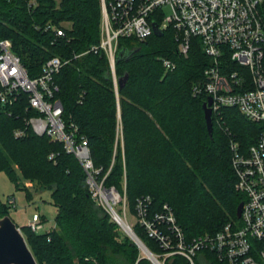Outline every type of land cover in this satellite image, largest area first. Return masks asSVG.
Returning a JSON list of instances; mask_svg holds the SVG:
<instances>
[{"label":"trees","instance_id":"trees-1","mask_svg":"<svg viewBox=\"0 0 264 264\" xmlns=\"http://www.w3.org/2000/svg\"><path fill=\"white\" fill-rule=\"evenodd\" d=\"M260 13L264 21V3ZM160 20L154 16L151 22L160 25ZM100 21L101 0H0V36L12 41L30 76L52 56L67 60L55 75L63 117L87 139L93 163L101 168L98 179L105 175L104 186L120 194L125 188L132 213L143 195L151 198V212L167 203L186 238L215 233L237 219L236 207L244 200L235 189L229 142L246 149L264 123L247 119L236 107H222L213 113L208 134L206 97L194 94L193 85L210 59L197 37L181 54L171 25L143 40L120 38L113 76L105 54L91 49L100 41ZM47 23L62 28L63 35L45 30ZM165 58L172 69L164 68ZM222 59L229 69L237 68L228 54ZM15 110L0 106V171L27 196L30 188L48 189L56 208L54 226L47 231L34 233L16 224L37 264H134L137 246L91 198L76 158L61 142L25 129L29 111L21 105ZM16 129L25 132L16 137ZM10 206L0 199V217ZM132 229L157 249L138 223ZM175 263L183 264L178 257ZM138 264L149 263L140 259Z\"/></svg>","mask_w":264,"mask_h":264},{"label":"built area","instance_id":"built-area-1","mask_svg":"<svg viewBox=\"0 0 264 264\" xmlns=\"http://www.w3.org/2000/svg\"><path fill=\"white\" fill-rule=\"evenodd\" d=\"M263 2L101 0L100 41L91 49L105 54L114 76L118 40L145 39L153 32L152 18L158 16L161 30L168 25L175 30L181 54H187L191 37L200 39L210 62L203 77L194 83L193 92L211 97L212 114L222 107H236L247 119L264 123V21L260 14ZM164 5L170 7L167 16L162 12ZM47 29L63 35V29L55 24L47 23ZM225 54L237 68L227 67L222 59ZM66 62L52 56L37 75L30 76L12 50V41L0 36V106L10 112L16 111V105L25 107L29 111L24 118L25 129L61 142L65 151L80 164L91 198L114 220L119 216L129 223L125 194H120L114 186L105 187V175L98 179L101 168L93 163L87 139L78 136L77 125L63 117L55 75ZM162 64L165 69L174 67L166 58L162 59ZM24 132V129H16L14 135L18 137ZM229 145L235 189L244 195L236 222L224 223L215 233L186 238L170 205L164 203L158 211L151 212V198L143 195L134 204L136 220L133 224L138 223L143 228L157 249L151 250L136 235L139 253L134 264L140 259L149 264H172L175 257L181 258L183 264H264V130L246 149L236 141H230ZM111 194H117V198H112ZM118 204L122 205V214L115 208ZM133 224L129 223L131 229ZM43 225L44 220L37 213H33L26 224L34 233L47 231Z\"/></svg>","mask_w":264,"mask_h":264},{"label":"rangeland","instance_id":"rangeland-1","mask_svg":"<svg viewBox=\"0 0 264 264\" xmlns=\"http://www.w3.org/2000/svg\"><path fill=\"white\" fill-rule=\"evenodd\" d=\"M162 12L164 13V16H167L170 13V7L168 5H164L162 7ZM30 192L31 196H27V192L25 189L16 188L11 178L5 172L0 171V199L2 200V202L9 203L11 205L7 209L8 216L19 227H22L27 224V221L33 213H37L44 220V229L49 230L54 226V218L56 214V208L51 203L50 191L48 189L35 191L34 189L30 188ZM122 194H125V188H123ZM115 208L118 212H120V214H122L121 204L115 205ZM108 215L111 220L115 221L109 213ZM126 220L130 224H133L136 220L134 213L130 211L128 205ZM119 227L121 231H123L126 236L129 237V235L127 234L128 232L125 231L122 226L119 225Z\"/></svg>","mask_w":264,"mask_h":264},{"label":"water","instance_id":"water-1","mask_svg":"<svg viewBox=\"0 0 264 264\" xmlns=\"http://www.w3.org/2000/svg\"><path fill=\"white\" fill-rule=\"evenodd\" d=\"M152 29L155 35H161L162 30L155 21H152ZM122 55L120 50L117 53L116 59ZM127 78L124 75L120 81V86L123 85ZM211 97L208 96L202 104L205 126L209 135L213 129V114L210 109ZM242 202H240L235 211L236 217L240 216ZM116 221V220H115ZM119 225L120 223L116 221ZM121 226V225H120ZM131 234L127 233L133 244H136V234L129 227ZM0 264H37L36 259L26 243L24 235L17 227L16 223L8 216L0 217Z\"/></svg>","mask_w":264,"mask_h":264},{"label":"bare ground","instance_id":"bare-ground-1","mask_svg":"<svg viewBox=\"0 0 264 264\" xmlns=\"http://www.w3.org/2000/svg\"><path fill=\"white\" fill-rule=\"evenodd\" d=\"M112 198H117V194H111ZM116 221L120 223V225L123 227L125 231H127L129 234H131L130 229H129V223H127L122 217L116 216Z\"/></svg>","mask_w":264,"mask_h":264}]
</instances>
